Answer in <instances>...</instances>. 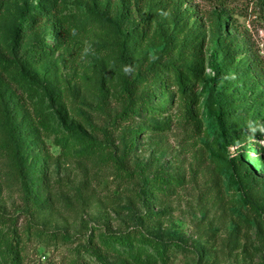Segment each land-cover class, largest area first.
<instances>
[{"label": "rangeland", "instance_id": "1", "mask_svg": "<svg viewBox=\"0 0 264 264\" xmlns=\"http://www.w3.org/2000/svg\"><path fill=\"white\" fill-rule=\"evenodd\" d=\"M35 6L74 19L76 34L54 46L44 29L55 48L18 69L5 57ZM262 63L264 0H9L0 210L15 223H0V250L17 232L25 264H103L94 253L107 264H264ZM128 75L139 113L123 117ZM39 111L51 129L32 134L26 115ZM10 123L31 139L16 143ZM121 235L130 244L107 246Z\"/></svg>", "mask_w": 264, "mask_h": 264}, {"label": "trees", "instance_id": "2", "mask_svg": "<svg viewBox=\"0 0 264 264\" xmlns=\"http://www.w3.org/2000/svg\"><path fill=\"white\" fill-rule=\"evenodd\" d=\"M9 0H0V19L3 15V12L8 4ZM222 15H227L226 12H223ZM226 21L228 22V17H226ZM49 26H52L53 35L55 38V45L63 46L67 43H70L72 39H74V35L72 34V29L75 28V21L74 19L67 18L66 16H61L56 8H52L50 12L42 10L39 6H35L30 11V8L25 7L21 12V19L14 29V37L11 51L6 55L5 61L7 63H14L18 69H22L23 67L27 66L28 64H37L39 65L45 59H47L50 53L53 51L54 46L47 44L46 40L42 38L41 33L44 29L48 30ZM146 31V27H142L139 31V35L143 34ZM31 40L33 43L31 48L25 49V45L27 42ZM129 47V40L126 38H120L118 44H116V48L118 49L119 59L120 61L126 66V68L131 73L133 71V64L131 63L130 59L127 56V49ZM263 65L264 64H260ZM142 73V72H141ZM147 72H144L146 74ZM135 82L131 80V76L128 75L124 81L123 85V92H122V100L124 111L122 113L123 117H130L131 115H136L139 113V110L135 107L134 102L137 99L135 96ZM8 88V81L6 78L0 74V94L4 95V88ZM150 97L152 95L150 94ZM27 124L32 129V134L38 133V126H41L46 131H50L51 124L50 120L47 118V115L43 111H39L38 120L32 116V114L26 115ZM9 128L12 132V139L16 143H24L27 138L31 139V136H27L24 134V130L26 127L22 126L21 124H9ZM73 131L72 128H69ZM133 137L131 141V148H133L136 144V138L142 133V131L135 129L133 130ZM92 139L88 136H85L84 140L81 141V145L84 147V150L92 151L91 144ZM239 162L243 163V161L239 158ZM250 167H247L248 169ZM250 172V171H249ZM248 172V173H249ZM247 174V172L245 173ZM161 181H165L164 178H160ZM0 223L2 225H12L15 223V220L11 218V216L6 215L1 212L0 210ZM59 233H54L52 237H58ZM13 241L8 242L7 248L0 250V264H25L23 253L20 249V241L21 237L14 232L13 234ZM18 239L15 241L14 239ZM62 238L66 241H69V237L64 235ZM113 240L114 244H110V241ZM108 241L107 246H118L125 244H130V239L127 236H115ZM143 246L149 244L155 247V242L152 241L150 238H143L142 242ZM116 244V245H115ZM160 251V250H159ZM93 254V253H92ZM158 254L163 256V254ZM96 258L100 260L103 264H107L105 260H103L102 256L94 253ZM137 256V255H136Z\"/></svg>", "mask_w": 264, "mask_h": 264}, {"label": "clouds", "instance_id": "3", "mask_svg": "<svg viewBox=\"0 0 264 264\" xmlns=\"http://www.w3.org/2000/svg\"><path fill=\"white\" fill-rule=\"evenodd\" d=\"M72 34L75 35L76 34V30L75 29H72ZM125 71L127 72L128 69L126 68ZM262 131H264V129H261ZM253 131H255V129H253Z\"/></svg>", "mask_w": 264, "mask_h": 264}]
</instances>
